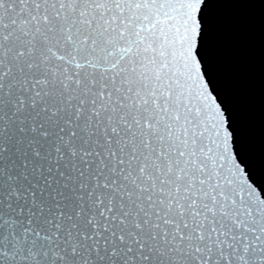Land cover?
Listing matches in <instances>:
<instances>
[{
    "label": "snow or ice",
    "instance_id": "snow-or-ice-1",
    "mask_svg": "<svg viewBox=\"0 0 264 264\" xmlns=\"http://www.w3.org/2000/svg\"><path fill=\"white\" fill-rule=\"evenodd\" d=\"M214 7L0 0V264H264Z\"/></svg>",
    "mask_w": 264,
    "mask_h": 264
},
{
    "label": "water",
    "instance_id": "water-1",
    "mask_svg": "<svg viewBox=\"0 0 264 264\" xmlns=\"http://www.w3.org/2000/svg\"><path fill=\"white\" fill-rule=\"evenodd\" d=\"M213 21L215 77L247 130V155L259 170L264 164V0H215Z\"/></svg>",
    "mask_w": 264,
    "mask_h": 264
}]
</instances>
